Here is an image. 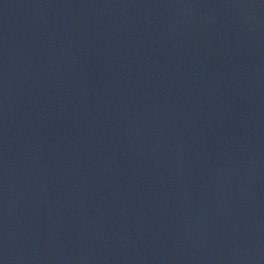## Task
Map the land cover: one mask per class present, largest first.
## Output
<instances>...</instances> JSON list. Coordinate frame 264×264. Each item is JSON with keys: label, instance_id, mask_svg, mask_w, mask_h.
Segmentation results:
<instances>
[{"label": "water", "instance_id": "obj_1", "mask_svg": "<svg viewBox=\"0 0 264 264\" xmlns=\"http://www.w3.org/2000/svg\"><path fill=\"white\" fill-rule=\"evenodd\" d=\"M0 264H264V0H0Z\"/></svg>", "mask_w": 264, "mask_h": 264}]
</instances>
